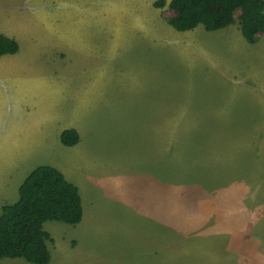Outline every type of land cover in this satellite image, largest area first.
Instances as JSON below:
<instances>
[{
	"label": "rangeland",
	"instance_id": "1",
	"mask_svg": "<svg viewBox=\"0 0 264 264\" xmlns=\"http://www.w3.org/2000/svg\"><path fill=\"white\" fill-rule=\"evenodd\" d=\"M155 1L0 0V213L50 165L83 214L44 222L48 264H264V35Z\"/></svg>",
	"mask_w": 264,
	"mask_h": 264
},
{
	"label": "trees",
	"instance_id": "2",
	"mask_svg": "<svg viewBox=\"0 0 264 264\" xmlns=\"http://www.w3.org/2000/svg\"><path fill=\"white\" fill-rule=\"evenodd\" d=\"M177 31L202 25L215 31L238 23L244 39L253 44L264 33V0H157ZM19 50L17 41L0 33V55ZM76 129H64L60 141L66 146L79 142ZM18 200L4 205L0 213V259L22 258L32 264H48L50 235L43 229L48 220L78 224L83 209L78 187L50 165H38L18 188ZM206 198V197H205Z\"/></svg>",
	"mask_w": 264,
	"mask_h": 264
},
{
	"label": "crops",
	"instance_id": "3",
	"mask_svg": "<svg viewBox=\"0 0 264 264\" xmlns=\"http://www.w3.org/2000/svg\"><path fill=\"white\" fill-rule=\"evenodd\" d=\"M0 33L1 34H4V35H6V36H8V37H10V38H13V39H15L14 38V35L11 33V32H5V31H0ZM263 35H264V33H263ZM262 37V36H261ZM17 54V52L16 53H14V54H5V55H0V58H5V57H7V58H11V57H13L14 55H16ZM0 64H4V63H1L0 62ZM64 130V129H63ZM62 130V131H63ZM61 131V132H62ZM61 134V133H60ZM77 145V144H76Z\"/></svg>",
	"mask_w": 264,
	"mask_h": 264
}]
</instances>
